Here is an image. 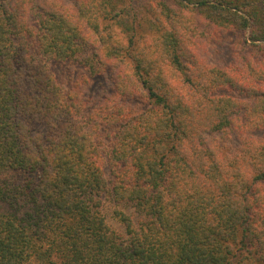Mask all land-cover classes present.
Segmentation results:
<instances>
[{
    "label": "trees",
    "instance_id": "trees-1",
    "mask_svg": "<svg viewBox=\"0 0 264 264\" xmlns=\"http://www.w3.org/2000/svg\"><path fill=\"white\" fill-rule=\"evenodd\" d=\"M100 1L0 0V264H264V73L172 102L151 56L192 85L179 37L149 50ZM192 7L264 44V0ZM234 128L225 151L203 140Z\"/></svg>",
    "mask_w": 264,
    "mask_h": 264
},
{
    "label": "rangeland",
    "instance_id": "rangeland-1",
    "mask_svg": "<svg viewBox=\"0 0 264 264\" xmlns=\"http://www.w3.org/2000/svg\"><path fill=\"white\" fill-rule=\"evenodd\" d=\"M214 1L207 0L208 3ZM100 2L106 4L108 9H112L114 6L115 8H125L128 15L116 19L115 26L118 29L121 28L118 24L130 26L131 20L134 19L139 30H147L144 38L146 39V46H150L149 50L158 42L157 37H155L157 32L163 31L169 36L176 35L179 37L180 56L184 61V70L192 80V85L182 84L179 72L170 68L168 63L159 55L151 56L164 63L158 64L164 79L157 78L154 80V84L172 102L181 100V96L184 97L185 94L191 96L188 102L194 101L196 91L199 89H221L229 94L236 91L241 96L243 92H246L247 82L240 80V76L254 78L249 69L255 71L258 77L264 73L262 70L264 67V44L259 42L257 48L248 52L249 50L242 45V40L247 41L248 31L237 30L228 25L226 23L227 14L212 12L206 7L193 8L195 0H113L112 3L115 4L111 6L104 0ZM101 3L98 5L99 9L104 7ZM131 16L134 17L130 19ZM234 21L237 22L238 20L235 19ZM122 35L124 36V34ZM214 68L237 78L234 80L237 81L239 89L231 88L225 83L221 84L223 87L218 88V84L211 83L212 80L208 72H212L211 69ZM106 76L97 78L92 83L90 90L94 91L93 94H97L101 90H110L111 84ZM166 81L167 87L163 85ZM127 84L125 81V85ZM241 106L235 107L234 110H239ZM244 138L245 136L234 128L232 130L224 129L218 135L213 133L210 137H203V140L210 147L215 145L214 142H217V144L224 146L225 151L231 144L235 145L234 142L237 139L243 140Z\"/></svg>",
    "mask_w": 264,
    "mask_h": 264
}]
</instances>
